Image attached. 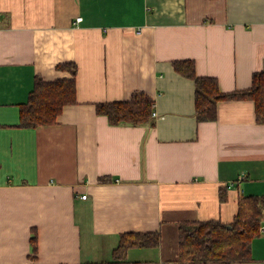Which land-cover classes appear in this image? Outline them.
<instances>
[{
	"label": "crops",
	"instance_id": "0c3cea01",
	"mask_svg": "<svg viewBox=\"0 0 264 264\" xmlns=\"http://www.w3.org/2000/svg\"><path fill=\"white\" fill-rule=\"evenodd\" d=\"M183 59L223 92L250 88L264 0H0V264L108 262L126 232L161 235L127 261L180 264L182 222L229 223L241 196L264 199L254 100H219L199 120L195 81L173 66ZM65 62L78 66L77 102L55 124L20 127L36 76L71 77ZM135 93L154 101L149 122L96 110ZM263 225L252 258L233 264H264Z\"/></svg>",
	"mask_w": 264,
	"mask_h": 264
},
{
	"label": "trees",
	"instance_id": "16d2710c",
	"mask_svg": "<svg viewBox=\"0 0 264 264\" xmlns=\"http://www.w3.org/2000/svg\"><path fill=\"white\" fill-rule=\"evenodd\" d=\"M175 70L195 81V114L199 120H212L217 116V102L223 99H252L256 117L264 122V70L255 72L248 89L223 92L217 78L199 76L195 61H173ZM72 74L68 78L44 79L37 75L28 101L20 106V127H37L57 123L66 105L77 102L75 62L58 65ZM154 101L141 93L129 100L99 102L96 110L107 116L111 124H143L152 119ZM264 221V199L258 195H243L238 200V212L229 223L218 219L184 221L179 226L180 264H205L217 262L233 264L252 258V239L260 234ZM159 232H126L114 250L113 260L86 264H142L127 261V253L133 247H155L160 244ZM36 251V234L31 237Z\"/></svg>",
	"mask_w": 264,
	"mask_h": 264
},
{
	"label": "built area",
	"instance_id": "2783aa9c",
	"mask_svg": "<svg viewBox=\"0 0 264 264\" xmlns=\"http://www.w3.org/2000/svg\"><path fill=\"white\" fill-rule=\"evenodd\" d=\"M78 19H81V17H80V18H78ZM153 115H156V112H155V111L153 112ZM241 178H243V177H241ZM86 196H87L86 194H85V195H83V198H86ZM262 228H264V225L262 226Z\"/></svg>",
	"mask_w": 264,
	"mask_h": 264
}]
</instances>
